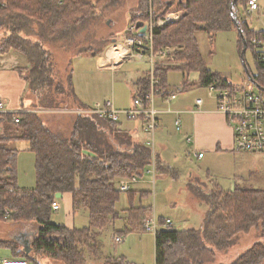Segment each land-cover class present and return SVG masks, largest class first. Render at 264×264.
Here are the masks:
<instances>
[{
  "label": "trees",
  "instance_id": "1",
  "mask_svg": "<svg viewBox=\"0 0 264 264\" xmlns=\"http://www.w3.org/2000/svg\"><path fill=\"white\" fill-rule=\"evenodd\" d=\"M121 1L0 0V53L14 49L26 57L28 65L18 70L36 97L35 109L58 105L54 95H50L52 87L55 95L74 92L71 71L66 77L70 88L56 80L52 48L74 49L75 53L92 51L99 55L102 48L94 52L91 46L77 49V37ZM231 1L153 0L156 14L164 15L173 5L182 11L178 20L154 30L155 50L163 46L183 47L175 54L178 64L155 66L154 74L160 79L158 95L168 97L180 91V88L169 90L166 84V73L173 68L199 71L197 83L200 85L235 88L237 85L221 72L207 66L199 49L197 32L205 31L213 38L216 32L238 30L239 25L255 60L256 72L251 73L264 88V58L259 57L261 53L264 55V30H256L249 24L248 0H236L239 20L236 24L230 10ZM146 7L148 0H138L137 6L131 9V21L137 20L136 10ZM254 38L259 40L257 46ZM242 47L239 33L240 51ZM150 79L147 71L136 83V93L143 98L150 91ZM189 84L192 83L185 80L181 90ZM245 84H249L248 75ZM15 115H19V121H15ZM15 139L28 140L35 153L36 185L32 189L20 188L17 183L18 151L11 145ZM153 163L155 169L179 176L178 170L157 152L153 155L150 146L124 132L119 121L78 113L71 133L65 136L51 130L35 110L0 112V218L35 221L39 225L31 250H18L15 256L33 264H88V253L97 256L101 249L99 232L120 218L116 204L121 190L117 183L121 178L143 175ZM190 188L207 204L201 225L185 229L161 226L154 235L155 264H210L216 260L218 251H228L239 234L252 230L258 238L235 259L219 264H264V188L236 185L233 190H225L214 184L203 189L192 182ZM57 192H69L74 208L88 209V226L69 227L52 220V201ZM137 193L143 197L148 191L128 190L125 226L128 231L145 229L143 220L149 207L134 204ZM5 209L9 210L7 217ZM159 221L163 224L164 218L160 217ZM0 245L17 250L11 240H0ZM104 264L135 263L122 255L110 254L105 256Z\"/></svg>",
  "mask_w": 264,
  "mask_h": 264
},
{
  "label": "rangeland",
  "instance_id": "2",
  "mask_svg": "<svg viewBox=\"0 0 264 264\" xmlns=\"http://www.w3.org/2000/svg\"><path fill=\"white\" fill-rule=\"evenodd\" d=\"M161 1L170 2V0ZM133 5H135V0H122L121 4L110 7L100 19L91 23L89 28L77 37V49L81 48V46H91L93 52L101 48V52H103L107 48L108 41L112 35H116L117 38H123L126 25L129 24L130 10ZM175 8V5H173L171 9ZM240 10L242 15H244L245 13L241 7ZM263 19L264 2H261L257 10L249 13L248 21L252 27L258 29L264 24ZM197 38L200 52L208 67L221 72L236 85L242 86L246 83L247 73L241 59L239 33L236 28L220 30L214 34L213 38L207 32L199 31L197 32ZM174 46L177 51L183 49L182 46ZM52 50L56 63V80L62 82L66 88H70L66 84V77L69 71L72 72V86L74 91L77 92V103L74 102L75 104H72L71 91L68 93L69 95L65 92L55 95L56 92H54L52 87L50 95H54L58 105L38 109H50L51 112L60 111L69 114L64 109L72 108L76 111L73 123L78 113L88 114V112H84L85 107H81L82 102L86 103L90 108L106 100H112L116 107L126 108L131 106L137 89L135 82L138 77L150 68L148 61L138 58H128L117 69L103 68L100 64V56L92 54V51L75 53L74 49L64 50L60 47H53ZM245 61L250 71L256 72L255 60L250 49L245 52ZM196 71L191 70L188 72L180 68L169 69L166 73V84L173 87V90L180 88L177 93H180L179 98L183 99L185 103L192 104L194 98L198 95L205 98L207 102L212 103L214 98L213 95L209 94V86L207 85L192 83L181 90L184 81L188 80L190 82V78L197 73ZM33 98L35 100L36 97L33 95ZM180 116L182 119L183 113ZM172 117L174 116L172 115ZM42 119H44V115ZM125 119L129 120V118L122 115L120 120L123 121ZM139 119L134 118L132 120L139 122ZM167 123L165 128L171 143L169 142L166 145V152H169L168 155H171L180 163L179 166L175 163L179 167H176L179 171V176L176 178L167 172L157 169H154L153 172V166L149 165L151 170L150 167L146 168L143 175L137 176V180L130 182V190H148L147 195L143 197H140L139 193H137L134 198V204H149L151 208L147 213L155 214L158 219L160 217H170L173 221L172 227L179 229L199 227L207 210V204L195 195L190 188V182L203 189L212 187L214 183H219L226 190L231 187L232 181H234V171L230 166L231 158H228L227 154L221 153L217 155L209 150L203 152V157H196L194 151H191V143H188L184 138L185 134L175 128L176 125L174 126L173 118ZM8 129V131H11L9 127ZM157 132L158 127L155 132V138L157 137ZM63 134L65 135L67 132ZM149 138L148 134L147 139ZM160 143L159 140L155 139L154 149L157 153L158 150L160 153L162 152ZM32 152H20L22 165L21 170L18 169L17 172V183L19 185H36L35 153ZM28 154L33 156V161L29 159ZM162 158L164 157L162 156ZM174 159L172 160L173 162L175 161ZM166 161L171 165L173 163ZM248 163V159L242 163L245 166V171L254 166H249ZM191 177L192 179H189ZM243 184L247 187H254L251 180H246ZM127 192L121 191L120 199L116 204L120 218H117L112 224L99 232L101 249L97 256L88 253L87 261L91 259L93 264H104L105 256L111 254L115 256L122 255L135 264H154V232L146 228L144 230L131 231L125 229L127 220L124 215L127 216L126 208L129 205ZM61 195V193L56 194L60 208L53 210L52 220L63 223L69 222L77 228L88 226L90 221L88 209L84 207L74 208L70 203H66ZM116 233H120L123 236L121 241H114ZM257 238L255 230L250 233L239 234L233 247L228 251H218L216 260L210 264L230 262L245 251ZM51 264L53 263L51 262Z\"/></svg>",
  "mask_w": 264,
  "mask_h": 264
},
{
  "label": "crops",
  "instance_id": "3",
  "mask_svg": "<svg viewBox=\"0 0 264 264\" xmlns=\"http://www.w3.org/2000/svg\"><path fill=\"white\" fill-rule=\"evenodd\" d=\"M261 2H264V0L259 1V7ZM137 4H138V0H135V5H133L131 9L136 7ZM248 13H251V11H248ZM130 21H131V16L129 22ZM253 28L256 30H264V24L262 25L261 28L258 29L255 27ZM114 38H117V36L112 35L109 41H111ZM27 65H28V61L26 57L22 53L17 52L14 49H10L6 52L0 53V96L3 98L5 102L6 109L10 112L35 110L39 112L41 117H43L44 115L45 123L51 128V130L60 133L62 135H64L63 134L64 132H67V134H69V132L71 133L72 130L71 127H73L74 115H76L75 110H73L72 108L64 109L65 111H67V113H69L66 114L60 111L51 112L50 109L46 110V109L34 108L33 105L35 100L33 98V94L29 89L27 81L20 75L18 70L19 67H25ZM149 70L150 68L146 70V72ZM146 72H144L137 79L139 80ZM196 72L197 73H195L190 78L191 79L190 82L193 84L197 83L200 76L199 71ZM137 81L135 83H137ZM136 88H138L137 85ZM168 89L172 90L174 88L169 86ZM179 94L180 93H175L174 96L171 95L168 97H164L158 94L154 96L153 106L157 110V115L159 119L158 132H157V137L155 139L161 142L160 147L162 152L160 153V151L158 150L157 153L160 156V158L163 159L165 162H167L166 160H168L169 162H173L172 160L174 159L171 155H168L169 152H166L167 150L166 145L170 142L169 140L170 138L165 128L168 124L167 122L171 121L173 118L174 126L176 125L175 128L179 131H182V133L185 134L184 138L187 140V137H191V140L190 141L187 140V142L191 143L192 145L191 151H194V155L196 157L199 158L203 157L204 156L203 152L205 150H209L216 153L217 155H220L221 153L227 154L228 158H231L230 166L231 168H233L232 170L234 171V177H233L234 181H232L231 187L227 188L226 190H233L236 185L245 186L243 182H246V180H251V182L254 184V187L264 188V151L242 152L234 149L233 147L234 135H233L232 126L229 124L227 116L218 109L217 98L215 96V93L209 90V94L213 95L214 98L212 103L207 102L205 98L198 95L197 97L194 98L192 104L185 103L183 99L179 98L180 97ZM197 98H202V102L197 103ZM71 99L73 100L72 104L77 103L76 91L72 93ZM81 107L88 108V105L82 102ZM54 110H59V109H54ZM181 113H183V117H182L183 124L180 116ZM172 115L174 117H172ZM138 121L139 122H136V120H132V119L129 120L125 119L123 121L120 120L119 127L122 130H124V132H126L128 135H130L134 140L147 144L148 142L147 136L149 132L145 129V125L142 119H139ZM176 121H178V124L176 123ZM11 145L16 147L18 151V156H17V172H18V169L21 170V165H22V162L20 160V152L23 151L26 153H31L32 150L30 149L29 141L26 139L12 140ZM199 153H202L203 155L198 156L197 154ZM28 156L29 159H32V161L34 160L33 156H30V154H28ZM162 156L164 158H162ZM247 159L249 160L248 163L249 166L252 165L254 166L245 171V166L242 163L244 160ZM174 160L175 161L172 163V165L171 164L170 165L176 168L177 165L179 166L180 163L177 162L176 159ZM34 165H35V160H34ZM154 169L155 167H153V172ZM237 175L239 176L238 178ZM192 177L189 179H192ZM214 184L219 185V183H214ZM19 187L23 189H32L35 186L19 185ZM135 190L138 192L142 190L148 191L147 189H135ZM57 193H61L62 194L61 196H63L65 202L68 204L70 203V205L73 206L72 196L69 192H57ZM143 205L148 206L150 210L151 207L149 204H143ZM124 217L126 216L124 215ZM64 223L69 227H75L72 223L69 222H64ZM38 229H39V225L35 221H8L6 219L0 218V240H11L16 244V248H17V250H15L12 249L11 247L0 245V264H2L3 260L10 258H19V259L27 260L26 258H20L18 256H15L16 251L25 250L29 252L31 250L32 241L34 240V238L38 233ZM154 259H155V255H154ZM89 261L88 264H93V260L89 259ZM27 264H33V263L27 260Z\"/></svg>",
  "mask_w": 264,
  "mask_h": 264
},
{
  "label": "built area",
  "instance_id": "4",
  "mask_svg": "<svg viewBox=\"0 0 264 264\" xmlns=\"http://www.w3.org/2000/svg\"><path fill=\"white\" fill-rule=\"evenodd\" d=\"M259 0H248V11L257 10ZM137 20L130 21L127 25L123 38H114L107 48L99 54L100 64L103 68L117 69L128 58H138L146 60L150 64L149 73L150 91L143 98L135 94L133 104L126 108H118L112 100H106L98 103L93 108H85L84 112L88 114H97L101 117L115 121H120L124 115L129 119L140 118L144 122L145 129L149 132L148 146L152 148L153 155L156 152L155 132L159 125L157 110L153 106L154 96L159 92L157 85L160 79L155 76L154 69L156 65H176L179 63L175 59L177 48L175 46H163L154 49L153 36L156 27L164 26L170 22L176 21L181 16V11L170 9L164 15L156 14L153 6V0H148V7L138 9L134 12ZM138 20L143 21V25L137 26ZM254 43L258 44L259 40L254 38ZM260 58L264 55L259 54ZM209 90L215 93L217 98L218 109L222 111L232 126L234 135L233 147L237 151L259 152L264 151V91L259 90L251 83L242 86L237 85L233 89L219 88L215 84L209 86ZM174 96V94H172ZM171 96V95H170ZM202 98H197V103H201ZM0 112H10L6 109L5 102L0 96ZM15 121H19V115L14 116ZM178 124V121H176ZM190 141L191 137H187ZM202 156V153L197 154ZM155 167L154 163L152 164ZM137 176L130 178H121L117 183V188L121 191L130 190V182L135 181ZM53 209H58L60 203L55 195L52 201ZM5 217L9 215V210L5 209ZM144 227L154 234L161 227H172L173 221L170 217H164L163 224L155 214L147 213L143 220ZM123 239L120 233L114 235V241L118 242ZM2 264H27V260L19 258H10L3 260Z\"/></svg>",
  "mask_w": 264,
  "mask_h": 264
},
{
  "label": "water",
  "instance_id": "5",
  "mask_svg": "<svg viewBox=\"0 0 264 264\" xmlns=\"http://www.w3.org/2000/svg\"><path fill=\"white\" fill-rule=\"evenodd\" d=\"M235 6H236V0H232L231 1V5H230V10H231V14H232V17H233V20L236 24H239V20H238V14H237V10L235 9ZM137 26H141L143 25V21L142 20H138L136 22ZM142 30H145V26L143 25L142 27ZM238 31L240 33V36H241V39H242V43H243V47H242V50H241V59H242V62H243V65H244V68L246 70V73L248 75V78H249V83L255 85L258 89L264 91V88L261 87L257 82L256 80L254 79V76L253 74L251 73L246 61H245V52L248 48V40L245 36V33H244V30L243 28L239 25L238 26Z\"/></svg>",
  "mask_w": 264,
  "mask_h": 264
}]
</instances>
